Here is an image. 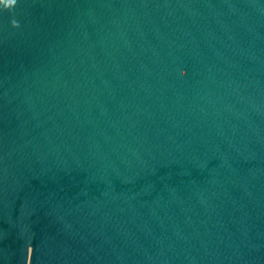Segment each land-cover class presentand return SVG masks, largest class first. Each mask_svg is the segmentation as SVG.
<instances>
[{"label": "water", "instance_id": "1", "mask_svg": "<svg viewBox=\"0 0 264 264\" xmlns=\"http://www.w3.org/2000/svg\"><path fill=\"white\" fill-rule=\"evenodd\" d=\"M0 264H264V0H2Z\"/></svg>", "mask_w": 264, "mask_h": 264}, {"label": "snow or ice", "instance_id": "2", "mask_svg": "<svg viewBox=\"0 0 264 264\" xmlns=\"http://www.w3.org/2000/svg\"><path fill=\"white\" fill-rule=\"evenodd\" d=\"M0 2H2V0H0ZM10 2H11V0H10Z\"/></svg>", "mask_w": 264, "mask_h": 264}]
</instances>
